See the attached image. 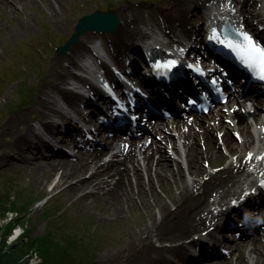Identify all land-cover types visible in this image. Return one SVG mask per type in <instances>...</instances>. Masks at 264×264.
Instances as JSON below:
<instances>
[{
    "label": "bare ground",
    "instance_id": "6f19581e",
    "mask_svg": "<svg viewBox=\"0 0 264 264\" xmlns=\"http://www.w3.org/2000/svg\"><path fill=\"white\" fill-rule=\"evenodd\" d=\"M36 1L38 3L42 0ZM44 1L48 2V10L52 16L59 14L64 8L65 0ZM207 3L210 6H206ZM166 4L164 7L157 4L154 8L128 5L121 8L122 22L114 33L121 44L120 52L127 47L137 48V40L151 38L150 31L155 32L160 39L156 30H163L160 25L161 17L172 25L171 32L175 35L182 32L189 35L191 30L184 25L189 20L185 16L187 11L191 12L194 20L202 22L200 35L216 44H220V41L212 39L213 33L215 30L220 31L225 23H230L240 34H245L247 27L258 30L257 35L264 39V0H170ZM249 5L258 8L253 12L256 17L252 18L253 22L249 20ZM205 11L211 13L209 17ZM0 12L2 15L6 12L23 15L27 8L21 0H0ZM242 12L246 16V27L243 25ZM171 32L168 33V38L173 40L174 34ZM101 36L107 34L96 33L93 38ZM86 37L88 34L81 36L66 53L65 56L70 59L68 67L58 68L56 63L59 60H55L52 72L58 84L52 90L40 91L43 104L40 110L44 115L41 125L29 123L24 113L8 120L5 133L14 138L11 148L24 153L31 147L42 146V136L50 133L54 126L50 117L58 111L56 97L63 95L64 86L69 79L78 78L74 68L78 65L79 54L89 50L88 43L91 39ZM177 41H181V38ZM163 42L158 41V44ZM221 46H226V43H221ZM227 103L210 116H195L152 126L153 130L146 138L125 140L131 142V146L123 156L120 155L124 150L122 139L113 138L110 141L112 154L105 150L93 154L83 152L76 159L74 154L68 153L63 157L53 156L47 164H41L42 170L60 172L55 186H64L72 197L93 188L101 192L98 195L86 192L84 196H97L104 205L114 209L113 213L117 216L134 207L149 212L151 225L141 231L131 232L127 242L117 251L104 254L103 263L160 264L168 252L181 254L184 246L173 243L207 229L208 224L217 226L213 223L218 214L216 208H223L220 209L223 210L221 217L229 220L227 211L232 207L227 205L229 196L243 191L244 184L252 185L251 175L258 173L260 178L257 183H264V115L260 111L264 102L229 98ZM250 103L254 106L253 113L247 109ZM22 124L27 128L25 134L20 132ZM22 144H28V148L21 149ZM221 149H227L228 156ZM108 156L112 159H106ZM217 157H227L229 161L222 165L214 159ZM202 163H207L208 166ZM88 171L90 174L86 176ZM155 183L169 193L173 207L166 202L159 212L152 210L148 197L152 195L157 198ZM172 185L177 186V192H174ZM254 197L255 195H251V199ZM229 236L234 237L232 234ZM241 246L244 248L241 247L234 255H230L232 251L226 255V264H264V228H260ZM154 253L158 256L154 257ZM222 261L224 260L217 259L204 264Z\"/></svg>",
    "mask_w": 264,
    "mask_h": 264
},
{
    "label": "rangeland",
    "instance_id": "374dc122",
    "mask_svg": "<svg viewBox=\"0 0 264 264\" xmlns=\"http://www.w3.org/2000/svg\"><path fill=\"white\" fill-rule=\"evenodd\" d=\"M21 1L26 5V14L6 12L2 15L0 12V188L5 181L12 180V199L16 197L17 189H20L26 198L30 195L46 196L47 198L58 193L59 198L56 203L61 209L66 210L70 220L68 224L77 230L79 244L76 253L81 257L86 256L88 261L85 264H105L102 261L104 254L109 251H117L127 242L131 232L141 231L151 225L152 219L149 212L134 207L127 209L123 215L117 216L113 213L114 209L104 205L97 196H84L86 192L98 195L101 190L87 189L86 192L72 197L64 189V186L54 187L60 172L41 169V164H47L50 159L42 158L44 150L42 153H38V149L34 147L27 149L28 144L20 145L21 149L28 150L24 153L11 148L10 145L14 142V138L6 136L5 128L12 116L21 113H24L32 125H41L44 115L40 110L43 105L40 91L42 89L52 90L58 84L57 78L52 72V66L56 63V59L59 60V63H56L58 68L60 66L68 67L70 64V59L67 56L57 53V44L66 41L75 31L78 17L99 10V8L106 9L111 6L108 3L111 4L113 0H67V2L65 0L64 8L59 14L53 16L48 10V2L44 0L38 3L36 0V2L34 0ZM168 1L170 0H121L113 9L118 12L124 4L130 7L149 5L150 8L161 4V7H164ZM249 8L250 15L255 16L253 12H256L258 8L252 7V5H249ZM185 16L191 19V23L194 21L196 28L199 26L192 18L190 11H187ZM160 22L162 27L171 25L162 17ZM86 34H88L86 39H89L91 32L82 36ZM85 55L86 52L79 54L77 62L81 63ZM23 86H26V90ZM26 130L25 125L22 124L20 132L25 134ZM55 130L57 132V129ZM65 138L67 140V137ZM66 144L70 145L69 149L75 151L73 147L71 148L70 142ZM221 150L227 155V149ZM32 151L37 154L31 153L30 155H33L34 159L28 160L26 155ZM214 159L222 165L229 161L227 157ZM205 166H208L207 163ZM89 174L88 171L85 175ZM155 185L157 198L150 195L148 201L152 205V210L159 212L164 203L171 204V199L168 192L159 187L157 183ZM172 187L174 192H177V186L172 185ZM44 209L45 207L38 202L21 213L24 215L23 222H28L30 226L28 239H37L46 235L51 226L55 225V221L46 217ZM55 233H57L56 230ZM194 235L191 234L190 237ZM187 238L175 243H180ZM25 240L27 241V238ZM166 243L169 244V242ZM238 248H235L230 255H234ZM153 256L157 257L158 255L154 253ZM231 257H229L230 260ZM40 259L41 257L38 255L36 262H39ZM217 264H226V261Z\"/></svg>",
    "mask_w": 264,
    "mask_h": 264
},
{
    "label": "trees",
    "instance_id": "16d2710c",
    "mask_svg": "<svg viewBox=\"0 0 264 264\" xmlns=\"http://www.w3.org/2000/svg\"><path fill=\"white\" fill-rule=\"evenodd\" d=\"M12 184V181H8L0 189V211L7 210L8 203L11 204V209H27L30 204L39 199L37 196H32L28 201H24L21 200V193H19L14 200H11ZM45 215L55 220V225L51 226L48 233L22 245L15 244L11 247L10 252H4L0 248V264H25V262H21V259L32 248L38 249L45 264L85 263L86 256L81 257L76 253L79 244L77 230L68 224L69 219L65 215V211L57 206L56 198L46 204Z\"/></svg>",
    "mask_w": 264,
    "mask_h": 264
},
{
    "label": "snow or ice",
    "instance_id": "6c2138e0",
    "mask_svg": "<svg viewBox=\"0 0 264 264\" xmlns=\"http://www.w3.org/2000/svg\"><path fill=\"white\" fill-rule=\"evenodd\" d=\"M218 34L213 33L212 39H218ZM226 47L235 52L238 58L250 69L258 70L260 79L264 80V47L259 46L251 36L243 34L242 42H233L228 40ZM175 62H170L165 65H157V67L171 68Z\"/></svg>",
    "mask_w": 264,
    "mask_h": 264
},
{
    "label": "water",
    "instance_id": "95a60500",
    "mask_svg": "<svg viewBox=\"0 0 264 264\" xmlns=\"http://www.w3.org/2000/svg\"><path fill=\"white\" fill-rule=\"evenodd\" d=\"M120 23L117 15H112L110 13L98 14L94 13L88 16H85L80 19L77 26L78 31L73 34L71 39L64 45L58 48L59 52L65 53L70 45L78 40L79 35L86 29H99V30H115Z\"/></svg>",
    "mask_w": 264,
    "mask_h": 264
}]
</instances>
